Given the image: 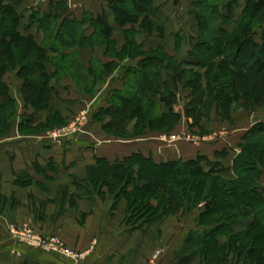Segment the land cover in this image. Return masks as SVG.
Masks as SVG:
<instances>
[{
	"label": "rangeland",
	"instance_id": "374dc122",
	"mask_svg": "<svg viewBox=\"0 0 264 264\" xmlns=\"http://www.w3.org/2000/svg\"><path fill=\"white\" fill-rule=\"evenodd\" d=\"M35 1L40 0H0V5H14L18 11L26 9L30 13ZM61 1L63 3L54 8H47L48 11L45 12L56 17L53 23L50 21L53 29H58L64 19L73 17L77 22L83 20L79 30L86 29L87 35H91L92 19L105 13L107 18L112 16L113 21L114 15L106 0ZM149 1L153 9L151 22L145 19L134 27L116 28L109 40L100 37L96 40L93 37L91 41L94 45L90 48L75 47L63 50L57 45L55 52H48L46 66L49 73L53 74L57 69L55 77L50 80L52 89L48 111H36L31 106H25L21 95L22 81L17 77V72L4 74L2 81L8 88L14 106L11 113H4L5 126L0 130V163L6 156L10 157V154H25L29 151L35 157L41 151L40 147L44 148L45 144L73 138L87 142L93 147L100 144L130 149L136 146L145 153L137 149L134 152L138 151V154L145 157L151 156L156 163L176 160L186 162L200 157L205 159L200 162L204 170L214 169L220 178L228 181L234 179L232 163L242 147V137L255 125L264 122V108L254 107L251 102L244 108L233 111L230 119L225 120L221 114L223 107L220 106L223 98L218 97L221 93L215 88L212 93L214 100L202 109L196 124L186 115V109L192 99L189 88H192L193 79L186 80L185 75L183 81L176 83L162 70L161 76L163 75L169 84L176 85V88H173L175 103L170 110L156 98L150 99L149 96L137 93L135 97L140 101L134 103L138 105L137 110L134 105L127 104L124 109H118L115 115L109 113L95 116L93 101H105L108 104L115 88L120 87L123 91L127 89L125 86L126 83L129 84V80L114 78V74L122 76V72L125 74L127 71L123 69V64L128 66L136 63L135 65L144 72L149 71L153 76L154 73L148 70L147 66L140 67V62L145 57L156 56L165 51L177 60H184L196 42V15L199 11L192 7V0ZM245 1L201 0L204 5H216L223 13H226L224 11L227 7L231 8L232 17L230 16L229 22L216 20L213 24V27L223 25L222 27L230 32L244 9ZM65 6L70 7V11L68 16L63 17ZM40 13L44 12L40 10ZM76 17L79 19H75ZM112 23V26H115L114 22ZM41 37L43 39L42 34ZM177 40L180 43L179 51L174 49ZM113 62L117 65L112 64ZM104 65L111 67L112 74H104ZM201 72L204 71L200 70ZM147 79L146 82L149 81ZM138 82L133 80L130 86L139 92L141 88L138 87ZM233 107L235 104L231 106ZM168 115L176 117V120L169 122ZM27 119L31 121L22 124ZM122 124L125 128H122ZM252 141V145L264 147V135ZM252 145L250 148L254 155H259L255 153L256 148ZM77 149L82 151V148ZM149 153L151 155H148ZM177 155L179 158H176ZM9 161L12 163L14 160ZM89 166L91 165L80 171H71L67 177L51 181L44 179L40 184L23 182L21 178L17 181H9L8 177L0 179V264H18L22 255L20 247L33 249L47 256L82 262L86 251L78 250L81 247L73 248L67 236L63 234L64 223L67 225L65 221L70 220L72 216L79 221L80 226L85 223V216L77 213L78 208L70 202L71 197L97 203L98 212L106 216L100 215L99 220H94L109 219L101 228L103 235L108 239L111 240L113 236L124 238L126 234H133L137 245L132 246L126 264H130V259L133 260L134 255L144 249L149 253L146 264H161L163 261L177 264V254L187 235L216 227L200 225V213L206 201L199 199L197 204H194L195 200L191 204L188 203V200L190 202V199H193L197 188L187 191L183 185L184 180L193 179L192 176H173V186L180 192L184 204L177 214L153 216L150 222L148 219V222L144 223V219L136 220V216L129 209L132 199L125 196V190L130 192L132 186L127 180L113 184L108 181L110 176H101L95 181L94 177L89 175ZM258 166L262 171L258 183L264 196V163ZM127 171L134 179L139 180V171L147 172V168L135 162ZM194 179L196 184L201 180L198 176ZM140 184L142 182L139 180L138 185ZM220 193L222 189H218L215 196L219 198ZM161 196L154 193L151 204L156 206L160 203ZM128 238L130 236L126 239ZM124 239L104 244L106 247H120L119 249L124 250L123 245L128 243ZM220 239L228 240L224 235H221ZM93 242L95 249L98 240ZM125 249L129 251L127 245ZM201 261L202 259L197 257L191 264H204ZM235 263L233 253H229L227 264Z\"/></svg>",
	"mask_w": 264,
	"mask_h": 264
},
{
	"label": "trees",
	"instance_id": "16d2710c",
	"mask_svg": "<svg viewBox=\"0 0 264 264\" xmlns=\"http://www.w3.org/2000/svg\"><path fill=\"white\" fill-rule=\"evenodd\" d=\"M106 1L114 15L115 26L110 25L105 13L101 14L92 19L91 35H87L86 29L79 30L83 20L77 22L64 19L58 29H53L50 21L53 23L56 17L50 13L30 9L25 17L14 5H0V130L5 126L4 113H11L14 106L8 88L2 81L6 72H17V77L22 81L21 95L25 106H31L36 111H48L52 89L50 80L55 77L57 70L55 67V73H49L46 66L48 52H55L57 45L63 50L90 48L94 45L91 41L93 37L96 40L99 37L109 40L116 28L134 27L145 19L151 22L153 9L149 0ZM192 7L199 11L196 15L198 33L186 58L177 60L165 51L156 56L145 57L140 62V67L147 66L154 73L153 76L138 66H124L123 69L127 71L123 81L129 80V84L126 83L125 86L127 89L114 90L108 106L94 112L96 117L109 113L115 115L118 109H124L127 104L138 106L134 104L140 103L135 97L137 93L149 96L150 99L156 98L170 110L175 103L173 88L176 85L169 84L161 76L162 70L176 83L183 81L185 75L186 80L193 79L192 88H189L192 99L186 115L196 124L202 109L214 100L212 93L215 88L221 93L218 97L223 98L220 106L223 107L221 114L225 120H229L233 111L244 108L248 102L254 107L264 108V0H246L231 32L223 25L213 27L216 20L226 23L230 21V7L223 13L216 5H204L201 0H192ZM25 18L28 23L21 28ZM39 33L43 36L42 40H38ZM174 45L175 51H179V40ZM103 70L105 75L112 74L108 65H104ZM200 70L204 72L200 73ZM147 78L149 83L145 81ZM133 80L139 81V92L130 86ZM233 104L235 107L231 108ZM167 119L173 122L176 117L168 115ZM30 121L27 119L22 124ZM121 126L125 128V125ZM262 135L264 122L255 125L242 137V147L232 163L234 179L229 181L216 175L214 169L204 170L200 162L205 159L200 157L186 162L176 160L156 163L151 156L145 157L140 153L113 163L104 158H96L88 168L89 175L95 181L101 176H110L108 181L113 184L127 180L132 186L130 192L125 190V196L132 199L129 209L136 220L144 219V223L148 219L150 222L153 216L177 214L184 204L180 192L173 186V176H192L193 179L184 180L183 185L187 191L197 188L193 199L190 202L188 200V203L195 200L194 204H197L199 199L206 201L200 213V225L216 227L187 235L177 254V264H191L197 257L204 264H227L229 253H233L235 264H264V196L258 183L262 172L258 164L264 163V147L252 145V140ZM250 143L259 155H254L251 145H247ZM135 162L147 168V172L139 171V180L142 182L140 185L139 180L134 179L127 171ZM195 176L201 178L198 184ZM218 189H222V196L219 198L215 196ZM154 193L162 195L161 202L156 206L151 204ZM221 235L228 240H221Z\"/></svg>",
	"mask_w": 264,
	"mask_h": 264
},
{
	"label": "crops",
	"instance_id": "0c3cea01",
	"mask_svg": "<svg viewBox=\"0 0 264 264\" xmlns=\"http://www.w3.org/2000/svg\"><path fill=\"white\" fill-rule=\"evenodd\" d=\"M61 3H63V1L60 2V0H40L38 2L35 1L33 9L38 8L42 12H47V8H54V6ZM25 10L26 9L22 10V12L24 13V16L27 17L28 10ZM69 11L70 7L65 6L64 13L62 12L63 17L68 16ZM68 18L74 20L73 17ZM75 19L78 20L79 18L76 17ZM108 20L110 25L112 26V16H108ZM22 24L23 25H21V28L23 26H26V18L22 20ZM32 29L35 33V27H33ZM38 40H42L40 33L38 34ZM135 64L136 63H132L128 66L123 64V66L127 68H136L137 65ZM123 76V72L122 76L114 74V78H119V80H123ZM114 90L119 91L121 89L119 87L115 88ZM107 106V102H101L99 100L93 101L92 104V107L95 108L93 109L94 112H96L98 109L106 108ZM77 148H82V151H79V149ZM136 149V146L129 149L117 148V146H101L100 144L98 145V147H93L90 144H87V142L76 141L73 138L63 140L58 143L49 142L45 144L44 148L40 147L41 151L38 152L39 154H36L35 157H33L30 152L25 149L28 151L25 154H10V157L6 156V158H3V161L1 160L2 162L0 163L2 164V167L0 168V179L3 177H8L9 181H17L18 178H21L23 182L32 181L33 183L40 184L44 179L50 181L56 180L58 178L67 177L73 171L75 172L83 170L86 166L94 164L96 158H104L110 163H113L116 160L121 161L124 158L135 154L136 152L134 151ZM137 150L141 153H145L141 148H138ZM148 155L151 154L149 153ZM36 157L38 158L35 159ZM176 158H179V156L177 155ZM9 159L14 161L10 163ZM70 202L78 208V214L81 213L85 216V223L80 226L79 221L75 219L74 216H72V218H69L70 220L65 221L67 225L64 223L65 232H63V234L67 236L68 242L72 244L73 248L75 247V249H78L77 247H81L78 250L86 251L85 259L82 262H74L69 259L51 255L47 256L45 254L39 253L38 251H34L33 249L20 247L19 250L21 251L22 255L21 261L18 264H126L127 255L131 253L132 246L137 245L135 243V240L133 239V234H126V236L124 237L125 239L121 238L120 236H113L111 240L108 239L103 235V229L101 228L103 224L107 223L106 221H108L109 219L105 218L106 220L101 221L94 220H99L101 216H106L105 214L101 215L98 212L99 208L97 207L99 206H96L97 203H89L88 201L84 202L83 200L80 201L74 197H71ZM127 236H130V238L126 239ZM123 239L128 242L125 245L129 247V251L125 249V245H123L124 250L119 249L120 247H113L115 249L114 250L112 247H106L104 244L110 241H121ZM94 240H98V244L95 249L93 247ZM148 255L149 253L146 249L141 252L139 251L138 255H134L133 260L130 259V264H144V262L146 264ZM161 264L168 263H165V261H163L161 262Z\"/></svg>",
	"mask_w": 264,
	"mask_h": 264
}]
</instances>
